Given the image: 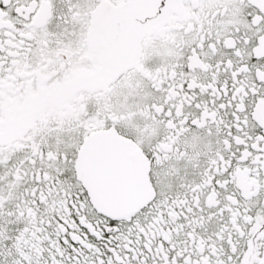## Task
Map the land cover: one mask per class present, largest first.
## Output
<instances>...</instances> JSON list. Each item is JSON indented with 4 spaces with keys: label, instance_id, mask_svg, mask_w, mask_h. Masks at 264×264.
<instances>
[{
    "label": "snow or ice",
    "instance_id": "snow-or-ice-1",
    "mask_svg": "<svg viewBox=\"0 0 264 264\" xmlns=\"http://www.w3.org/2000/svg\"><path fill=\"white\" fill-rule=\"evenodd\" d=\"M0 264H264V0H0Z\"/></svg>",
    "mask_w": 264,
    "mask_h": 264
}]
</instances>
